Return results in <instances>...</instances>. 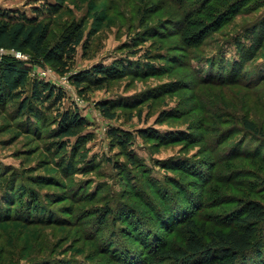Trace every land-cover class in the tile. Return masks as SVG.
<instances>
[{
    "label": "rangeland",
    "instance_id": "rangeland-1",
    "mask_svg": "<svg viewBox=\"0 0 264 264\" xmlns=\"http://www.w3.org/2000/svg\"><path fill=\"white\" fill-rule=\"evenodd\" d=\"M223 1L210 0L195 18L211 21ZM234 2L228 22L189 47L169 28L176 29L199 0H0L1 9L27 16L42 6L52 21L50 45H59L77 24L84 34L68 67H33L32 76L65 95L61 104L42 108L37 127L23 125L14 102L0 99L1 213L19 212L24 200L30 206L26 195L37 192L52 219L1 222L0 264H117L110 259L112 247L140 255L130 225H112L108 218L97 226L94 209L106 202H115L117 215L138 214L136 224L148 222L172 245L180 244L183 234L163 231L156 209L166 207L164 198L197 205L194 221L205 233L232 226L243 200L264 205V135H253L241 123L248 119L264 133V0ZM122 59L139 63L134 73L93 87L77 88L71 81L83 70ZM101 102L111 103L114 119L100 113ZM74 108L88 121L89 138L71 164L70 147L55 150L50 132L57 112ZM114 130L126 133L125 146L147 171L140 166L133 168L134 177H122L105 160L125 161L120 146L110 147L108 133ZM169 134L179 136L163 138ZM146 194L155 200L153 210L141 204Z\"/></svg>",
    "mask_w": 264,
    "mask_h": 264
},
{
    "label": "trees",
    "instance_id": "trees-1",
    "mask_svg": "<svg viewBox=\"0 0 264 264\" xmlns=\"http://www.w3.org/2000/svg\"><path fill=\"white\" fill-rule=\"evenodd\" d=\"M199 1L200 3L196 5L195 9L193 8L194 10L188 11L187 15L178 21L176 29L169 28L172 29L171 31H175V36L184 37V43L189 44V47H191V43L201 42L202 38L207 37L211 31H218L228 22V17L235 13L232 10L234 9L235 0H228L227 4L224 0L215 17L204 24V18L200 21L195 17L202 14L210 0ZM36 7L33 8L31 16H27L18 10L0 8V50L4 52H0V99L14 102L17 119H20V122L28 128L35 126L38 122L42 123L44 117L42 108L48 109L61 104L65 98L60 88L48 81L32 76L33 67H44L48 63H56L62 68L68 67L73 62L76 48L84 41L82 26L77 24L64 36L59 45H50L52 21L49 17L43 16L42 6ZM48 8L44 6V9L47 10ZM50 11L51 8L48 9L47 13L51 14ZM202 23L205 25L204 27ZM256 27L258 26L254 25V28ZM256 35L255 32L253 42L254 45L259 46L260 38ZM10 51L26 54L28 60H19ZM210 63L212 65V61ZM138 64L122 59L110 63L108 66H94L71 76V81L77 88L99 86L106 81L134 73L132 67L138 66ZM236 75L237 73L234 76ZM205 77L206 81L212 80L209 74H206ZM97 108L104 118L110 120L115 118L111 103H98ZM55 120L56 128L50 132V135L56 139L53 147L59 152L70 147L69 156H67L69 160L67 161L68 163L71 161V164H73V157L76 156L78 148L89 138V133H87L89 123L79 114L76 108L57 112ZM241 123L243 128L253 135H264L263 131L254 122L242 119ZM140 132L142 136L149 133ZM108 135L112 141L111 149L120 146L125 161L114 162L110 160V157L105 158V160L112 163L116 171L120 175L122 174V177L124 175L126 178L134 177L133 168H138L142 164L135 153L128 146H125L128 141V138L125 137L126 133L123 134L118 130H114L109 132ZM154 135L161 137L157 134ZM178 136V134H169L163 138L173 140ZM82 153L80 157L85 159L86 155L84 152ZM144 170L146 168L142 166L141 172H144ZM121 181L119 184L125 185L126 179ZM184 197L188 199V196ZM26 198L30 206L27 207V201H21L19 212V209H14L10 213L2 214L0 210V223L14 219L24 223L52 221L51 218H47L44 209H42V199H40L37 192L27 193ZM178 201L180 204L175 205ZM182 201L183 198L179 199L178 197L177 199L173 198V202L170 203L164 198L165 205L169 210L168 213H165L166 207L164 206L161 209L158 208L159 210L156 209V212H160L161 219L159 223L164 226L162 227L166 234L178 229L183 234V241L178 245H172L169 243V239L158 236L145 219V223L136 224L138 220L136 215L138 214L135 215L131 212V215L129 213L117 215V210L114 209L115 202L113 201L95 208L96 213L94 215L97 218V226L104 225L108 218H112V225L116 221L127 223L132 227L131 237L137 238V243H139L141 249V254L137 255L127 249L120 250L112 247L109 249V251L111 250L110 259L117 264H264L263 204L254 200H243L232 226L214 229L205 233L204 227H199L194 221L197 214V205H185ZM154 202L155 200L146 194L141 204L146 209L151 208L153 210ZM126 205L128 204L126 203ZM32 213H35V218H31ZM143 227L144 232L139 236L138 231L140 229L142 231ZM65 264L82 263L66 262Z\"/></svg>",
    "mask_w": 264,
    "mask_h": 264
},
{
    "label": "built area",
    "instance_id": "built-area-1",
    "mask_svg": "<svg viewBox=\"0 0 264 264\" xmlns=\"http://www.w3.org/2000/svg\"><path fill=\"white\" fill-rule=\"evenodd\" d=\"M1 53H4L3 50H0ZM10 53L17 59L19 60H28V56L26 54H23L21 52H15V51H10ZM41 76H45L44 72L40 73Z\"/></svg>",
    "mask_w": 264,
    "mask_h": 264
}]
</instances>
